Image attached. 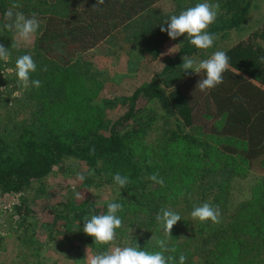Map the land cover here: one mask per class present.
Instances as JSON below:
<instances>
[{"label": "trees", "instance_id": "16d2710c", "mask_svg": "<svg viewBox=\"0 0 264 264\" xmlns=\"http://www.w3.org/2000/svg\"><path fill=\"white\" fill-rule=\"evenodd\" d=\"M161 1L105 0L93 8L97 0H0V44L10 52L7 62L0 60V187L23 192L65 159L76 158L88 166L83 185L112 190L102 206L89 197L72 199L55 216L60 232L81 245L97 254L136 245L155 252L156 241L167 239L168 248L176 249L165 253L175 257L170 264H179L181 254L185 264H264V15L248 38L222 43L230 30L244 29L256 2L264 0H210L220 4L208 28L218 38L206 50L186 34L172 40L160 30L172 15L203 0H172L173 8L164 11ZM13 3L21 5L14 11L35 12L41 21L35 35L40 64L31 74L40 88L24 89L18 82L16 60L27 54L28 44L11 47L16 34L4 28ZM120 32L140 42L131 44L139 59L157 60L170 43L177 47L147 82L130 93L104 95L106 72L89 82L83 60ZM209 51L226 52L230 69L222 84L201 92L196 86L205 73H185L180 66L184 55L204 60ZM116 109L118 115H109ZM249 171L260 175L250 196L238 198ZM116 173L130 183L120 188ZM157 173L163 186L149 179ZM110 202L123 205V226L112 244H96L83 232L84 219L106 214ZM204 203L219 206L220 223L191 217L194 206ZM15 207L19 218L13 221L27 229L35 207L25 198ZM162 208L181 216L168 238L156 220ZM20 237L41 264L42 247L33 245L27 231Z\"/></svg>", "mask_w": 264, "mask_h": 264}, {"label": "rangeland", "instance_id": "374dc122", "mask_svg": "<svg viewBox=\"0 0 264 264\" xmlns=\"http://www.w3.org/2000/svg\"><path fill=\"white\" fill-rule=\"evenodd\" d=\"M158 8L163 11L170 10L173 8V2L162 0L158 3ZM263 15L264 1H257L244 24V29L230 30L228 36L221 40L226 44L224 46H230L239 39L248 38V33L258 24ZM128 33L120 32L85 54L83 70L89 82L101 71L107 74L106 88L102 91L104 95L130 93L134 88L160 73L168 57V55H161L154 60L146 55L140 59L133 56L131 44L140 42L129 39ZM27 44V54H30L39 66L40 56L35 37ZM173 46L175 45L170 43L162 54ZM209 53L212 55L214 52L209 51ZM15 93L18 95L21 92ZM117 111L119 110H109V115L115 117L118 115ZM87 169L88 166L84 161L71 157L56 165L52 173L41 183L35 182L23 192L4 191L0 187V264H36L34 255L20 237L21 232L24 231L32 236L35 247H42L44 259L41 264H88V257L96 255V250L89 245H81L78 240L60 232L62 228H59V225H54L55 216L63 208V203L72 199L79 201L89 197L96 206H102L112 196L110 188L83 185L84 181L78 179V174H82V171ZM249 172V175L240 181L236 190L238 198L244 199L250 196L251 187L260 175L258 171ZM42 186L45 187V192L39 189ZM76 192L81 193V199L76 198ZM24 198L36 210L35 215L29 216L25 224L27 229L17 228V223L13 221L19 218L15 206Z\"/></svg>", "mask_w": 264, "mask_h": 264}, {"label": "clouds", "instance_id": "9594fccd", "mask_svg": "<svg viewBox=\"0 0 264 264\" xmlns=\"http://www.w3.org/2000/svg\"><path fill=\"white\" fill-rule=\"evenodd\" d=\"M105 4V0H97V4L93 8H97ZM21 5L13 3L5 13L7 23L4 28L9 31H14L17 37L16 43L11 47H18L21 42L29 43L40 29L41 21L37 18L35 12L30 16H26L22 11H14L20 8ZM220 10L219 3H212L210 0H203L193 7L180 12L179 15H172L165 22L167 27L161 26V31L166 32L172 40H176L181 36L187 35L189 42L198 49L206 50L214 45L217 36L208 32V28L215 23ZM173 46L162 55H171L175 53ZM9 49H6L3 44H0V60L5 62L9 59ZM183 63L180 67L185 73L191 72L200 74L205 73V76L198 81L197 89L201 92L214 89L223 83V74L230 69L229 57L224 51H216L209 58L198 60L194 56L184 55ZM16 75L19 84L24 89L30 87L40 88L41 81L31 79V74L36 72L37 64L30 54L20 56L16 60ZM47 70L46 68L44 69ZM94 152V149L92 150ZM94 175V172L89 173ZM78 179H85L83 174H78ZM155 183L164 185L163 178H160L158 173L149 177ZM114 182L123 188L130 183L127 176H122L116 173L113 177ZM77 199H81V193H75ZM123 210V205L117 202H110L107 205L106 214L92 215L90 218L84 219L83 232L94 238L96 244L109 245L116 240V230L123 226L122 219L118 215ZM193 219H198L201 222L211 221L215 224L221 222V212L219 206L213 207L209 203H204L201 206H194L191 212ZM157 222L161 224L164 230L165 237H171L173 227L181 221V216L167 208H162L156 216ZM155 239V237H152ZM160 251L148 252L141 250L139 245L111 247L108 251L88 257V264H170L175 260L173 256H165L166 252H175V248H168L167 239H158L156 241ZM186 256H179V264H185Z\"/></svg>", "mask_w": 264, "mask_h": 264}]
</instances>
